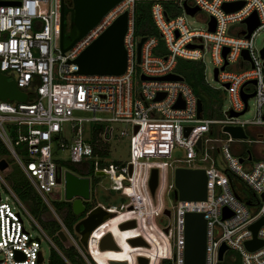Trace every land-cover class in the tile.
Returning <instances> with one entry per match:
<instances>
[{"label": "built area", "instance_id": "built-area-1", "mask_svg": "<svg viewBox=\"0 0 264 264\" xmlns=\"http://www.w3.org/2000/svg\"><path fill=\"white\" fill-rule=\"evenodd\" d=\"M135 1L117 2L64 52L59 43L62 0L0 3V70L14 78L17 86L27 93L24 100L0 98V138L49 206L47 195L51 193L55 200H72L64 195V170L68 167L61 164L65 160L58 154L59 150L67 149L70 162L87 159L93 162L92 173L88 174L90 197L84 202L92 200V191L102 184L99 177L107 175L110 184L106 190L118 192L129 200L119 205L96 200L81 212L82 218L100 205L113 213L112 216L119 217L115 221L118 227L123 221L134 220L129 237L141 236L146 243L135 245L140 249L134 250L132 264H184L186 211H201L206 219L204 264H264V242L254 249L245 246V240L253 237L250 224L261 216L263 222L255 235L264 240V66L261 56L264 41L260 47L254 44L256 30L264 26V0H243V4L233 10H226L222 5L235 0H187L191 6L199 7L192 15L199 11L206 13V16L200 14L206 22L204 29H190L184 14L177 12L176 8H180L183 13H188L184 0H173L177 5L170 14L165 11L162 0H152L151 15L166 53H154L158 37L144 35L139 61L137 42L141 35L134 31ZM124 10L128 12L123 36L125 70L121 73L79 72L73 59ZM252 13L256 14L258 24L247 36L245 18ZM211 17L214 19L213 30L209 28ZM225 46L228 50L223 55ZM205 49L210 50L214 67H217L216 80L229 97V105L222 110L221 117L204 115V106L198 115L199 97L184 78L158 77L176 72L178 56L203 63ZM243 49L248 51L249 57L242 55ZM223 64L224 67L220 68ZM204 79L213 87L205 70ZM253 79L255 82L251 81ZM241 88L245 92H254L251 96L256 111L252 118L241 117L250 108V96L245 111L238 115L226 112L244 108ZM159 92L164 95L156 98ZM178 99L182 100V105H175ZM114 121L127 127L114 131L111 124ZM64 122H68L71 128L69 138L63 133ZM227 124L240 125L246 136H232L223 128ZM187 126L190 127L188 132ZM95 127L99 130L97 137L92 139ZM115 135L129 137V158L125 161L109 159V144ZM243 142H250L252 146L246 147ZM94 146H107L108 153L100 154ZM177 149L184 152L183 157H174ZM177 166L205 170V199L176 198L171 208L166 206L162 195L165 191H174ZM153 167L157 168L158 182L154 194L161 202L159 206L154 204L148 187ZM168 170H171L173 179L166 182ZM59 174L60 181L57 180ZM0 178L11 194L3 198L0 193V264H42L41 237L32 235L25 228L20 210L7 200L9 196L49 237L13 189ZM139 178L144 185L143 200L150 198L147 207L139 199ZM123 187L128 189L127 194H122ZM56 193L59 194L57 197ZM165 208L170 210L169 214L165 213ZM53 211L60 228L76 243L87 264H102L94 259L87 247L89 254L78 245L81 234L74 226L81 218L73 223L74 231L78 232L74 237L64 217ZM160 215H173V222L157 225L155 218ZM106 232L110 231L103 232L98 242ZM223 244L226 248L219 258ZM55 248L67 264H71L57 246ZM138 256L146 257L147 261L138 262ZM111 259L115 258H107L104 263L111 264Z\"/></svg>", "mask_w": 264, "mask_h": 264}, {"label": "water", "instance_id": "water-1", "mask_svg": "<svg viewBox=\"0 0 264 264\" xmlns=\"http://www.w3.org/2000/svg\"><path fill=\"white\" fill-rule=\"evenodd\" d=\"M19 0H0V3H18ZM120 0H71L66 2L62 0L61 16H60V49L65 51L69 49L73 43L79 39L90 27L99 21V19L111 9ZM243 4V0L227 1L223 3V8L226 10L237 9ZM184 8L189 14H194L199 7L191 6L187 0L183 1ZM166 13V12H165ZM247 23L248 36L253 28L258 24V19L255 13L250 14L245 18ZM128 12L127 10L119 13L112 22L102 30L89 44H87L79 54L73 59L78 65V71L82 73H121L126 67V50L123 44V36L127 28ZM209 28L214 29V19L209 20ZM145 36H141L137 42V60H140L141 44ZM228 47L223 48V55L226 54ZM244 57H249L246 49L242 50ZM261 56L263 57L264 66V46L261 48ZM226 64V60L224 62ZM224 64L220 67L223 68ZM144 77V75H143ZM163 79H183V76L177 72H169L158 76ZM214 78H217V67H214ZM255 82V80H251ZM245 81L244 83H246ZM228 85V83H225ZM252 92H245L241 88V94L245 102L242 110L235 111L228 109V115H238L245 111L248 107L247 99L253 95ZM164 92H159L156 98H161ZM27 93L21 90L14 78H9L7 74L0 70V98L1 99H17L24 100ZM182 100L178 99L175 105H182ZM203 108V102L200 98L197 100V111ZM223 128L231 133L234 137H245L246 133L240 125L227 124ZM190 129L186 127V132ZM197 144H200L198 140ZM242 160V157H240ZM8 162L5 158H0V168L7 166ZM60 181V174L57 176ZM158 182L157 168L153 167L150 170L148 178V187L150 193L154 195ZM90 178L88 175H78L70 169L64 170V195L66 199H71V208L74 214H80L85 209L84 200L90 197ZM173 191L174 198L178 199H205L207 189V176L203 168H190L177 166L174 170ZM165 213L169 214L170 210L165 208ZM106 215L113 213L106 211L100 205L93 208L90 213L81 218L75 223V229L81 234L80 241L84 247H87V233L101 223ZM226 213H223L225 216ZM263 217L255 220L250 224L253 230V237L245 240V246L248 249H254L261 245L264 240L256 237L257 228L262 224ZM135 225L134 220H126L119 224V228L127 229ZM167 230V227L164 228ZM61 240L66 238L63 229L57 231ZM131 245L145 244L146 242L141 236H132L127 238ZM205 242H206V219L201 211H186L184 214V264H204L205 261ZM99 247L118 248V244L114 240L111 232H106L99 240ZM226 245H222L219 250V258ZM42 255H39V260ZM138 262L145 263L146 257L138 256ZM111 264L125 263L122 260H110Z\"/></svg>", "mask_w": 264, "mask_h": 264}, {"label": "rangeland", "instance_id": "rangeland-1", "mask_svg": "<svg viewBox=\"0 0 264 264\" xmlns=\"http://www.w3.org/2000/svg\"><path fill=\"white\" fill-rule=\"evenodd\" d=\"M175 5H177V2ZM176 10L178 13L184 14L185 22L190 29H204L206 27L205 19L202 16H200V14H202L203 16H206V13L204 11H199V12H197L198 14L192 15V14H188V13H183L180 8H176ZM263 41H264V26H262L256 30V32L254 34V44L257 47H260V46H262ZM203 66H204L205 75H206L208 82L213 87L218 89L217 91L213 92L215 97H216L215 102L214 101L212 102L213 104L204 102V104H203L204 115H211L210 113L212 112L213 113L212 116L221 117L223 115L222 110H225L229 105V97H228L227 91L222 88L221 83L219 81H217L216 79H214V76H213L214 63H213L211 52L209 49H205V51L203 53ZM249 104H250V108L241 114L242 118H252L254 116L255 111H256V106H255V100H254L253 96H250ZM111 124L114 126V131H117V132H118L119 128H122L124 126L127 127L124 123L119 122V121L111 122ZM63 128H64L63 133H64L65 137H67V138L71 137V128H70L68 122L63 123ZM242 144L246 147L252 146V143H250V142L249 143L243 142ZM58 154L63 156V158H64L63 160L69 161V155H68L67 149L59 150ZM108 155H109V159L111 161H117V160L125 161V160H127L129 158V137H128V135H125V136L115 135V137H113V139L110 141L109 154ZM183 156H184V152L180 149H177L176 152H174V157H183ZM5 159L7 160L8 164L4 168H2V169L0 168V176L13 189V191L18 196L19 200L22 202L24 207L36 219V221L41 226L44 233L51 240L50 241L49 238H47L40 231L38 226L36 224H34V222L31 220L29 214L22 208V206L17 201L12 202V198H11V196H9V198L7 200L9 202H11V204H16L17 207L19 208L20 214L23 218L25 228L29 232H31L32 235L37 234L41 237V250L43 252V257H44L42 260V264H49L51 250H57L55 248V246H57V248L61 251V254H65L67 252L66 247L70 244L75 245L76 249H79V248H77L76 243L70 237H67L64 240H62V244H61L59 242V238L57 235V230H59L58 227L59 226L61 227V225L57 222V220H55L56 215H55L53 209L55 210V212L59 216L64 217L65 213L67 212L68 203L71 204V202L68 200L65 201L63 199L55 200L51 196L53 193H51V195H47V197L50 201V204H51V206H49L44 201V199L37 193V191L31 185H29L30 183H28V181H27L29 179H28L25 171L19 165V163L17 162V159L14 157V155L12 154L11 151L5 155ZM78 163L77 162H63V164H67L70 166L71 165L77 166ZM99 179L101 180L102 184H99L94 188V190L92 191L93 199L90 201H86L88 204H92L93 202L98 200V201L103 202L104 204L112 203V204L119 205L121 202L129 200L128 197H126V198L120 197L118 192H115L113 190H106V188L110 184V179L107 175H101L99 177ZM172 179H173L172 172H171V170H168L167 176H166V182L172 181ZM14 184L21 186L22 189L28 190L27 194H28L29 198L22 197L21 194L19 193V190L15 187ZM59 186L62 187L61 185H59ZM138 186L141 189L139 199L142 202V204L145 207H147V206H149V199L150 198H148L145 195L147 198L145 200H143V197L141 194V192L143 191V186H144L143 182H142V178L138 179ZM0 193H1V196L3 198L5 197L6 194L11 195L10 192L6 189V186H5V184L1 178H0ZM58 195L59 194L56 193V197ZM162 197H163L164 203L169 208H171V205L175 203L173 190L165 191L163 193ZM152 199H153L154 204L159 206V204L161 203L160 200H157V198L155 196H153ZM146 201H148V203H145ZM51 207H53V209ZM75 215L77 216L76 220H78L79 218H82V213L75 214ZM76 220L74 221V223L76 222ZM111 220L108 223L112 224L113 222ZM155 221H156L157 225L163 226L167 223L173 222V215H171L170 217H168L166 215H160V216H157L155 218ZM67 226L71 231H73L74 237H76L78 235V232L74 231V227L69 225V224ZM116 227H117L120 235L117 233L118 236H117V239L115 241L117 244L123 245V248L125 250H129L127 255H128V257H130V255L134 254V250L136 248L138 250L140 249L139 246L131 245L127 240V238L132 235L131 234L132 229H129V228L128 229H121L118 226H116ZM116 232H117V230H116ZM78 245L81 247L82 251L84 250L83 252L88 253L87 250L85 249V247L80 242ZM233 253H235V252H233ZM81 254H82L81 252H80V254H67L66 253L64 256L68 259V261L71 264H87V262L85 261V258ZM59 255H60V253H59ZM99 255H101L103 257V260H106L109 257L107 255H111L110 248H106V249L100 248ZM88 256H90V255H88Z\"/></svg>", "mask_w": 264, "mask_h": 264}, {"label": "trees", "instance_id": "trees-1", "mask_svg": "<svg viewBox=\"0 0 264 264\" xmlns=\"http://www.w3.org/2000/svg\"><path fill=\"white\" fill-rule=\"evenodd\" d=\"M66 2L69 3L71 2V0H66ZM161 2H162V5L165 11L168 14L174 12V8L176 7V5L173 0H162ZM151 3H152V0H136L135 1L134 3V31H135V34L141 35V36L151 35V34L156 35L158 37V44L153 49V51L154 53L165 54L166 48L164 46L163 39L151 15ZM175 71L181 74L183 78L185 79V81H187L190 84L193 91L202 100L203 104L204 102H207V103H212L213 101L215 102L216 97L213 92L217 91L218 89L211 87L208 83L205 82L204 66L200 60L178 56L177 63L175 66ZM210 114L212 115L213 113L211 112ZM98 130H99L98 127H95L93 131L92 139L97 137ZM94 149L100 154L108 153L107 146L106 147L102 146L100 148L94 146ZM9 152L10 150L7 148V146L4 144V142L0 138V158H5V155L8 154ZM63 162H70V161H61V164H63ZM63 165H65L69 169L81 175L91 174L92 168H93V162L89 159L79 162L77 166H72V165L70 166L67 164H63ZM27 181L28 183H30L29 180ZM94 181H93L92 187L95 184ZM14 185L19 190V193L21 194L22 197L29 198L27 194L28 190L22 189L21 186L19 185H16V184ZM29 185L32 186L31 183ZM127 190L128 189L126 187H123L122 194H127ZM95 202H93L92 204H88L85 201V205L86 207H90ZM71 209H72L71 204L68 203V208H67V212L64 215V220H65V223H67L66 225L69 224L73 226V223L76 220L77 216L73 213ZM58 228L60 229V226ZM103 232H104L103 228L99 227L93 232L88 233L86 237H87V250L92 254V256L94 257L96 261L102 264H105L103 257L99 255L100 247H99V242H98V237ZM59 242L62 244V240L60 238H59ZM118 246H119L118 248H110L111 255H107L109 256L108 258H115L118 260L126 259L125 255H127L128 251L123 248V245L118 244ZM66 248H67L66 249L67 254H80L78 249H76V246L73 244L68 245ZM50 254L51 255L49 259V264H67V262L63 259V257L59 255L57 250H51Z\"/></svg>", "mask_w": 264, "mask_h": 264}, {"label": "bare ground", "instance_id": "bare-ground-1", "mask_svg": "<svg viewBox=\"0 0 264 264\" xmlns=\"http://www.w3.org/2000/svg\"><path fill=\"white\" fill-rule=\"evenodd\" d=\"M106 216H109L110 219H115V217L112 216V215H106ZM106 216H105V217H106ZM105 217H104V219H105ZM104 219H103V221H104ZM103 221H102V222H101L96 228H94L93 230H90L88 233H91V232H93L94 230H96V229H97V228L103 223ZM103 227H104L105 231H110V232L112 233L113 238L115 239L116 234H115L113 228H112L109 224H107V223L103 224ZM129 229H130V228H129ZM88 233H87V234H88ZM136 249H137V248H136ZM136 249H135V250H136ZM144 254H148V253H144ZM125 256H127L126 259H124V260H126V261L122 260V261L125 262V263H122V264H127V262H130L129 264H132V257H133V255H130V257H128V255H125Z\"/></svg>", "mask_w": 264, "mask_h": 264}, {"label": "flooded vegetation", "instance_id": "flooded-vegetation-1", "mask_svg": "<svg viewBox=\"0 0 264 264\" xmlns=\"http://www.w3.org/2000/svg\"><path fill=\"white\" fill-rule=\"evenodd\" d=\"M110 218H109V216H106L105 217V219H104V221H103V223L99 226V227H101V228H103V230H104V232H105V229H104V227H103V224H105V223H107V224H109L112 228H113V230H114V232H115V234H116V237H115V239L114 240H116L117 239V233L120 235V233H119V231H118V229H117V225L115 224V221L118 219V217H115V219H110L113 223L111 224V223H108L110 220H109ZM98 227V228H99ZM117 230V232H116V230ZM121 237V236H120ZM127 251H129V250H127Z\"/></svg>", "mask_w": 264, "mask_h": 264}, {"label": "crops", "instance_id": "crops-1", "mask_svg": "<svg viewBox=\"0 0 264 264\" xmlns=\"http://www.w3.org/2000/svg\"><path fill=\"white\" fill-rule=\"evenodd\" d=\"M152 195V194H151ZM152 196H155V194L154 195H152ZM120 197H122V198H126V196H124V195H120ZM58 235V234H57ZM59 237V236H58ZM60 238V237H59ZM67 238V237H66Z\"/></svg>", "mask_w": 264, "mask_h": 264}]
</instances>
